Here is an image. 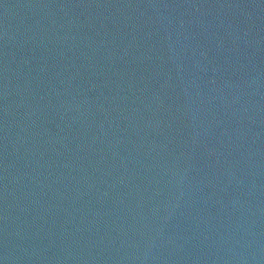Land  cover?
Here are the masks:
<instances>
[{
    "label": "water",
    "instance_id": "obj_1",
    "mask_svg": "<svg viewBox=\"0 0 264 264\" xmlns=\"http://www.w3.org/2000/svg\"><path fill=\"white\" fill-rule=\"evenodd\" d=\"M0 264H264V0H0Z\"/></svg>",
    "mask_w": 264,
    "mask_h": 264
}]
</instances>
